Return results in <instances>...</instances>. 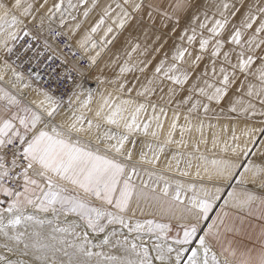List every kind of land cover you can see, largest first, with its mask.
Wrapping results in <instances>:
<instances>
[{
  "label": "snow or ice",
  "instance_id": "snow-or-ice-1",
  "mask_svg": "<svg viewBox=\"0 0 264 264\" xmlns=\"http://www.w3.org/2000/svg\"><path fill=\"white\" fill-rule=\"evenodd\" d=\"M94 256L264 264V0H0V264Z\"/></svg>",
  "mask_w": 264,
  "mask_h": 264
},
{
  "label": "rangeland",
  "instance_id": "rangeland-1",
  "mask_svg": "<svg viewBox=\"0 0 264 264\" xmlns=\"http://www.w3.org/2000/svg\"><path fill=\"white\" fill-rule=\"evenodd\" d=\"M121 39V42L123 41V37H121L120 38ZM120 45L118 44L117 45V47H119ZM116 49H113V52L115 51ZM111 55V53H109V56ZM108 59V57H105V60H107ZM212 123L213 124H215V121H212ZM213 131H216V132H218L219 130L218 129H208L207 127L205 128V137L206 138H210L211 137V135H212V133H213ZM193 137L194 138H199V133L198 132H194L193 133ZM193 179H196V177H195V174L193 173V177H192ZM250 187H251V185H250ZM230 190V189H229ZM92 251H94V252H96V253H100V252H104V253H107L108 252V249H106V248H104V249H101V248H96V249H92ZM97 259H102V257H96V256H94V257H92L91 258V261H92V264H95V262H96V260Z\"/></svg>",
  "mask_w": 264,
  "mask_h": 264
},
{
  "label": "crops",
  "instance_id": "crops-1",
  "mask_svg": "<svg viewBox=\"0 0 264 264\" xmlns=\"http://www.w3.org/2000/svg\"><path fill=\"white\" fill-rule=\"evenodd\" d=\"M208 0H201V3H207Z\"/></svg>",
  "mask_w": 264,
  "mask_h": 264
},
{
  "label": "built area",
  "instance_id": "built-area-1",
  "mask_svg": "<svg viewBox=\"0 0 264 264\" xmlns=\"http://www.w3.org/2000/svg\"><path fill=\"white\" fill-rule=\"evenodd\" d=\"M27 55H31V53H28ZM25 67L27 68V67H28V65H25Z\"/></svg>",
  "mask_w": 264,
  "mask_h": 264
}]
</instances>
